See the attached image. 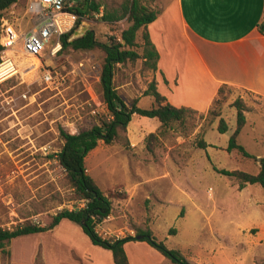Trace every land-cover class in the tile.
<instances>
[{"label":"rangeland","instance_id":"obj_1","mask_svg":"<svg viewBox=\"0 0 264 264\" xmlns=\"http://www.w3.org/2000/svg\"><path fill=\"white\" fill-rule=\"evenodd\" d=\"M98 1L103 12L105 8L119 10L126 0ZM142 1L151 6L156 0ZM168 1L159 0L156 6ZM102 12L83 19L76 30L88 26L105 42L111 35L120 36L130 24L127 17L113 23L100 21ZM172 17L179 22L178 15ZM17 25L22 32L33 26L25 22ZM165 29L177 45L185 44L177 23L167 29L165 19L157 22L156 31L163 34ZM137 40L143 42L142 30ZM55 42L52 40L39 57L20 51L16 57L19 64L20 60L25 65L36 61V68L27 72L22 66L18 74L0 83V126L7 128L4 153L0 142L2 229L27 223L45 225L62 209L84 206L86 202L71 188L56 157L63 144L60 128L78 133L111 117L102 98L100 79L88 67L90 61L101 68L103 51L60 49L53 54ZM160 46H164L161 41ZM137 50L142 53L143 49ZM81 61L86 68H78ZM181 62L178 60L180 66ZM46 68L67 79V86L59 91L47 87L41 80ZM155 75L145 67L144 59L138 58L117 64L114 84L125 102L130 104L137 98L139 106L149 108L153 100L145 92L156 80ZM237 99L247 106V121L238 141L250 153L264 156V97L228 86L223 87L209 111L189 112L183 123L160 126L155 131L157 137L149 140L151 151L147 147L149 134L137 149L131 146L128 130L127 139L122 136L111 144L100 141L86 157L87 171L106 193L118 192L125 197L112 198V212L97 225L98 232L114 239L131 235V231L136 234L138 227L149 228L151 220H160L156 237L169 248L180 249L193 264H198L191 260L197 256L205 264H264V187L246 184L240 189L235 177L215 169L259 170L255 159L226 149L237 124ZM221 118L228 125L225 132L218 129ZM157 123V118L139 116L129 125L132 130L147 132ZM200 140L208 146L199 147ZM139 179L141 185L134 186ZM131 191L139 193L128 202ZM161 206L162 211L158 209ZM171 228L175 232H170ZM10 244L0 250V264H8ZM140 252L146 253L143 249ZM152 263H157L154 258ZM134 264L142 263L134 260Z\"/></svg>","mask_w":264,"mask_h":264},{"label":"crops","instance_id":"obj_2","mask_svg":"<svg viewBox=\"0 0 264 264\" xmlns=\"http://www.w3.org/2000/svg\"><path fill=\"white\" fill-rule=\"evenodd\" d=\"M29 2L19 0L9 8L8 15L16 24L25 22L29 26L37 23L36 18L26 14ZM157 2L159 0L151 7L158 9L159 14L147 29L159 52L155 72L158 90L171 104L207 112L225 86L264 97V31L260 28L264 22V0H169L160 3L159 8ZM172 14L178 15L179 22ZM164 19L167 29H171L172 24L179 25L178 35L185 44L177 45L175 37L166 29L163 34L155 30L157 22ZM160 41L164 43L163 47ZM183 51H186L185 55ZM178 60L183 61L181 66ZM138 118L139 115L134 114L131 121ZM160 126L159 121L154 127L149 126L147 132H139L128 125L133 149L140 147L141 139ZM141 183L139 179L134 186ZM130 193L128 202L139 191ZM162 207L158 209L162 211ZM65 220L66 225H62ZM159 225L160 220H151L149 228L155 234ZM142 249L146 253H141ZM125 250L130 264H134V260L153 264V258L156 264H176L144 240L126 242ZM191 260L205 264L199 256ZM8 264L116 263L111 250L93 244L80 224L63 219L50 230L13 238Z\"/></svg>","mask_w":264,"mask_h":264},{"label":"trees","instance_id":"obj_3","mask_svg":"<svg viewBox=\"0 0 264 264\" xmlns=\"http://www.w3.org/2000/svg\"><path fill=\"white\" fill-rule=\"evenodd\" d=\"M18 1L0 0V37L2 18L9 17V8ZM102 6V2L98 0H74L68 10L77 16L75 26L60 37L62 52L69 49L82 51L100 49L104 53L101 63L100 83L102 98L111 117L78 133H71L65 128H60V137L63 144L56 153L57 160L66 173L68 183L79 198L86 200V204L79 209L66 208L58 211L50 217L45 225L27 223L14 229L0 228V250H4L15 237L50 230L63 219H68L80 224L93 244L111 250L116 264H130L125 250V243L137 239V235H143L140 240L147 241L174 263L193 264L180 249L169 248L164 241L159 240L150 228L138 227L136 235H128L119 239L104 238L96 229L97 225L111 214L113 208L112 198L125 197V194L122 195L118 192L105 193L101 189L87 171L86 157L90 151L95 149L100 141L111 144L122 136L127 139L128 125L134 114L157 118L161 122V127L166 128L175 122H185L187 114L196 111L190 107H178L171 104L166 96L158 90L156 80L150 83L149 89L145 92L153 100L151 107L143 108L139 106V99L137 98L130 104L123 100L114 84V74L118 63L143 58L145 67L152 69L154 72L158 69L159 52L150 38L147 26L157 18L159 10L145 4L142 0H126L120 9L115 11L105 8L102 12ZM101 12L100 21L113 23L127 17L130 24L121 31L120 36L111 35L105 42L96 38L93 29H88L82 36L73 37L83 19L95 17L96 14ZM260 28L264 31V22L261 23ZM140 30H142V43L137 40V33ZM137 47H142V53L137 50ZM2 49L3 45L0 41V52ZM222 89L223 87L220 92ZM216 101L217 99L214 102ZM235 106L237 108V124L229 138L226 149L228 152L237 150L243 157L255 159L259 163V170L252 173L242 169H215L222 174L235 177L239 181L240 189L244 188L246 184H260L264 187V156L257 157L250 153L238 141V135L247 121L245 113L247 106L241 99L235 101ZM216 115H219V113H216ZM218 129L220 132H225L228 129V125L223 118L220 119ZM156 137L157 133L155 132H151L147 136V147L150 151L153 148L149 140ZM198 146L206 148L208 143L205 140H200ZM172 231L175 232V229L171 228L170 232Z\"/></svg>","mask_w":264,"mask_h":264},{"label":"built area","instance_id":"obj_4","mask_svg":"<svg viewBox=\"0 0 264 264\" xmlns=\"http://www.w3.org/2000/svg\"><path fill=\"white\" fill-rule=\"evenodd\" d=\"M72 4L70 0H30L26 8V14L31 18H36L37 23L25 32H22L10 17L2 18L0 41L3 49L0 52V83L19 73L20 64L16 57L20 51L26 55L39 57L52 40L56 41L52 50L53 54H56L62 48L60 37L63 33L72 29L77 18L73 12L68 10V7ZM19 44L20 49L17 48ZM9 51H12L13 54H8ZM88 64L89 70L95 73L96 78L100 79L101 68L90 61H88ZM86 67L87 65L83 61L78 65V68L81 69ZM32 68L33 66H26V71L28 72ZM41 80L47 87L58 91L64 89L68 83L67 79L51 68L44 70ZM89 92L94 99L93 93ZM84 201L86 202L85 199ZM79 208L81 206L74 209ZM131 232V235H136L133 233L134 231ZM123 237H115L114 239Z\"/></svg>","mask_w":264,"mask_h":264},{"label":"flooded vegetation","instance_id":"obj_5","mask_svg":"<svg viewBox=\"0 0 264 264\" xmlns=\"http://www.w3.org/2000/svg\"><path fill=\"white\" fill-rule=\"evenodd\" d=\"M6 132L7 128L4 125L0 126V142L2 146V153H4L6 150Z\"/></svg>","mask_w":264,"mask_h":264},{"label":"water","instance_id":"obj_6","mask_svg":"<svg viewBox=\"0 0 264 264\" xmlns=\"http://www.w3.org/2000/svg\"><path fill=\"white\" fill-rule=\"evenodd\" d=\"M88 26L82 27L80 30H76L73 34V37H78V36H82L87 30H88ZM143 237V235H137V239H141Z\"/></svg>","mask_w":264,"mask_h":264},{"label":"bare ground","instance_id":"obj_7","mask_svg":"<svg viewBox=\"0 0 264 264\" xmlns=\"http://www.w3.org/2000/svg\"><path fill=\"white\" fill-rule=\"evenodd\" d=\"M32 58H33V57H32ZM21 61H22V60H20V63H21V64H20V68H21L22 66H24V67H26V66H33V68H32V70H33V69H35L36 66H37V62L34 61V59H33L34 62L31 61L32 63H30L29 65H25V63H22ZM32 70H30V71H32ZM19 72H20V71H19ZM28 72H29V71H28ZM63 223H64V222H63ZM62 225H66V220H65V224H62Z\"/></svg>","mask_w":264,"mask_h":264}]
</instances>
